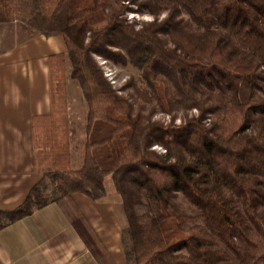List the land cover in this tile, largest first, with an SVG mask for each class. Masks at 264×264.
Instances as JSON below:
<instances>
[{
    "label": "trees",
    "instance_id": "16d2710c",
    "mask_svg": "<svg viewBox=\"0 0 264 264\" xmlns=\"http://www.w3.org/2000/svg\"><path fill=\"white\" fill-rule=\"evenodd\" d=\"M131 11L153 20L136 27ZM13 21L62 37L85 136L71 169L66 78L53 55L50 112L31 119L41 178L0 210V228L56 202L112 264L66 204L74 193L104 198L109 178L126 220L123 264H264V0H0V24ZM95 56L138 71L130 92L117 93ZM157 109L169 123L152 119Z\"/></svg>",
    "mask_w": 264,
    "mask_h": 264
},
{
    "label": "crops",
    "instance_id": "0c3cea01",
    "mask_svg": "<svg viewBox=\"0 0 264 264\" xmlns=\"http://www.w3.org/2000/svg\"><path fill=\"white\" fill-rule=\"evenodd\" d=\"M66 48L20 22L0 24V210L19 205L41 175L32 164L31 119L50 112L49 63ZM112 264H123L120 232L126 220L120 200L96 203L70 196ZM115 201V202H114ZM0 264H103L88 249L65 209L56 202L0 228Z\"/></svg>",
    "mask_w": 264,
    "mask_h": 264
},
{
    "label": "rangeland",
    "instance_id": "374dc122",
    "mask_svg": "<svg viewBox=\"0 0 264 264\" xmlns=\"http://www.w3.org/2000/svg\"><path fill=\"white\" fill-rule=\"evenodd\" d=\"M164 16V13L159 15V19ZM127 19L131 22L133 21L138 27L141 21H151L153 20V16L147 13H137V12H128ZM98 63H100L104 69L105 75L107 78L113 83L116 88L117 93L126 95L130 92V88L126 87V82L128 81L130 76H134L137 78L138 71L130 65H123L117 63H111L108 60H103L99 56H95ZM63 66L62 71L65 74L66 84H65V93L67 98L68 110L66 115L64 116V122L66 124L67 130V138L70 147V156H69V168L76 169L79 167L81 162V150L80 145L84 140L85 132H84V118L86 112V103L81 94L80 87L76 80L70 77V64L66 55H62ZM126 87V88H124ZM150 104L146 105V109L150 108ZM197 112L195 109L188 111L187 114L195 115ZM152 119L162 121L164 124L170 122V114H167L159 109H157L152 114ZM181 123V112H178L176 117L174 118V124ZM155 149H159L158 146H153ZM105 190L106 194L104 198L99 200H94L96 203H105L104 201L120 200L119 196L115 193L113 182L111 179H107L105 181ZM114 201V202H115ZM179 201L182 202L183 206L186 207V202L179 198ZM66 204L72 209L76 208L72 199L69 198L66 201ZM139 211H142V208H138Z\"/></svg>",
    "mask_w": 264,
    "mask_h": 264
}]
</instances>
